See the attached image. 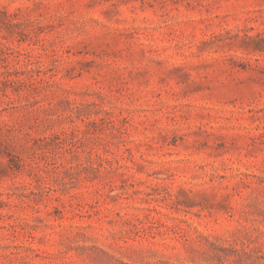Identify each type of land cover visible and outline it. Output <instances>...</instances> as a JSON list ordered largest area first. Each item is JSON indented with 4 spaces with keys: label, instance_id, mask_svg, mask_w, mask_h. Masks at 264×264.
<instances>
[{
    "label": "rangeland",
    "instance_id": "obj_1",
    "mask_svg": "<svg viewBox=\"0 0 264 264\" xmlns=\"http://www.w3.org/2000/svg\"><path fill=\"white\" fill-rule=\"evenodd\" d=\"M0 264H264V0H0Z\"/></svg>",
    "mask_w": 264,
    "mask_h": 264
}]
</instances>
